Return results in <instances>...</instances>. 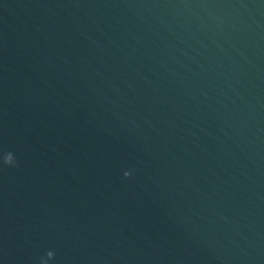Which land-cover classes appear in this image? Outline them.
Returning a JSON list of instances; mask_svg holds the SVG:
<instances>
[{"label": "water", "instance_id": "95a60500", "mask_svg": "<svg viewBox=\"0 0 264 264\" xmlns=\"http://www.w3.org/2000/svg\"><path fill=\"white\" fill-rule=\"evenodd\" d=\"M0 264H264V0H0Z\"/></svg>", "mask_w": 264, "mask_h": 264}, {"label": "snow or ice", "instance_id": "6c2138e0", "mask_svg": "<svg viewBox=\"0 0 264 264\" xmlns=\"http://www.w3.org/2000/svg\"><path fill=\"white\" fill-rule=\"evenodd\" d=\"M6 152L4 149H0V159H4V157L6 156Z\"/></svg>", "mask_w": 264, "mask_h": 264}, {"label": "clouds", "instance_id": "9594fccd", "mask_svg": "<svg viewBox=\"0 0 264 264\" xmlns=\"http://www.w3.org/2000/svg\"><path fill=\"white\" fill-rule=\"evenodd\" d=\"M4 161H5V163H12L13 162V158L11 159V161H9L8 157L5 156L4 157Z\"/></svg>", "mask_w": 264, "mask_h": 264}]
</instances>
